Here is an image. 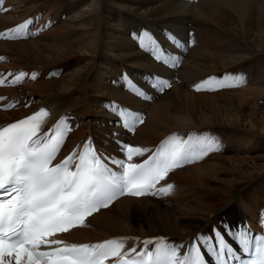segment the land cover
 <instances>
[{"label": "bare ground", "instance_id": "bare-ground-1", "mask_svg": "<svg viewBox=\"0 0 264 264\" xmlns=\"http://www.w3.org/2000/svg\"><path fill=\"white\" fill-rule=\"evenodd\" d=\"M9 1L13 9L0 16V29L41 5H46L48 10L64 8L66 15L36 38L0 41V54L8 57V63L0 64V68L23 61L38 67L60 64L64 68L57 78L26 84L28 92L21 91L18 96L34 101L33 106L16 111L0 110V123L20 117L45 101L51 108L52 117L72 108H77L78 114L88 115L90 120L107 116L102 109H96L95 97H129L107 88L105 60L156 67L136 51L122 27V22L140 19L175 29L185 28L189 23L196 28L198 46L188 51L177 70L178 77L184 81L241 61L248 67L251 65L255 77L245 89L210 95L191 93L181 85H173L146 106L145 121L138 128L134 141L153 144L173 129L204 124L235 125L243 121L254 130L253 139L248 138L252 143L259 141L257 130L264 132V108L252 103L255 96L264 92V0H198L195 3L178 0H28L26 5L19 4L22 0ZM3 90L16 93L13 89L1 88L0 95ZM83 130L69 136L70 146L81 137ZM222 131L227 133L226 129L222 128ZM229 137L232 142L239 140V136L237 139ZM263 140L264 137L257 146H261ZM239 143V148L246 151V141L241 139ZM213 159L175 173L176 178L185 180L187 190L176 200L171 197L163 200L121 197L107 209L91 216L99 229L90 224L76 227L71 231L73 236L87 240L134 233L167 234L170 238L182 239L202 230L210 220L209 214L226 203L236 189L244 187L242 182L252 181L248 197L258 192L264 195V154L263 158L256 159L232 155ZM216 174L222 177H216ZM239 202V208L231 210V217H237L241 210L247 211L243 197Z\"/></svg>", "mask_w": 264, "mask_h": 264}, {"label": "snow or ice", "instance_id": "snow-or-ice-1", "mask_svg": "<svg viewBox=\"0 0 264 264\" xmlns=\"http://www.w3.org/2000/svg\"><path fill=\"white\" fill-rule=\"evenodd\" d=\"M32 23L30 18L0 32V37L11 40L27 36ZM135 38L156 61L177 65L178 57L168 54L151 34L144 32ZM167 39L177 48L187 47L173 34ZM25 75L20 72L11 81L0 79V85L15 84ZM211 83L217 88L239 86L210 77L194 88L214 90L203 87ZM153 87L162 92L171 84L157 79ZM133 90L145 95L135 86ZM110 107L118 115L120 126L129 132L134 133L144 122L138 113L118 109L114 104ZM49 115L42 108L0 127V264H105L110 258H116V264H208L205 253L212 264H264V236H254L247 226L242 230L225 226L224 232L213 228L211 233L198 234L187 253L181 252L182 244H169L163 238L139 241L143 245L139 251L134 247L127 252L123 238L94 244H67L53 239L58 233L83 226L88 217L125 195H169L174 185L157 187L161 181L173 170L219 150L220 144L213 137L190 135L184 139L172 134L155 150L120 142L123 158L113 159L99 153L89 139L54 164L72 128L62 117L45 130ZM146 155V159L136 162V158ZM150 245L155 246L154 250Z\"/></svg>", "mask_w": 264, "mask_h": 264}, {"label": "rangeland", "instance_id": "rangeland-1", "mask_svg": "<svg viewBox=\"0 0 264 264\" xmlns=\"http://www.w3.org/2000/svg\"><path fill=\"white\" fill-rule=\"evenodd\" d=\"M24 62V61H23ZM20 64V63H19ZM29 82H27V83H24L22 86H18V87H13V88H6L5 90H10V89H13L16 93H18V94H13L12 92L11 93H8L7 91H4L3 93H1V95H7V96H9V97H13L14 96V98L16 99L17 98V96L19 95V93H21V91H22V93H27L28 92V89H26L27 87H26V84H28ZM25 85V86H24ZM25 87V88H24ZM24 88V89H23ZM4 89V88H3ZM230 91H232V90H230ZM233 92V91H232ZM205 94H214V93H205ZM19 98H18V100H21V98H23V97H21V96H18ZM33 104H34V101L32 102V104L30 105V106H33ZM90 117H88V115H85V120H90L89 119ZM220 119H221V117H220ZM223 121L222 120H220V123H222ZM237 123V122H236ZM236 123H235V125H227V124H221L223 127V129H226V134L228 135V137L229 136H231V138H236L237 139V137L239 136V140H241V139H243V140H245L246 141V143H245V145H247L246 146V148H245V150L246 151H244V150H242V152L241 151H238V155L236 154V155H234L233 153H231V154H219V155H215V156H212V157H210V158H207L206 160H204L202 163H200V164H195V165H202V164H204V163H206L207 161H209V160H211V159H213L212 161H215L216 159H218V158H223V157H227V156H229V155H232V156H249V157H251L252 159H256V158H259V157H261V158H263V154H264V140H263V143L261 144V146H257V145H259L260 143H261V140H262V138L264 137L263 135H264V132L262 131H259V130H257V134L259 135V136H257L256 138H259V139H257V141H258V143L257 142H251V141H249L248 140V138H250V139H253V134L252 133H254L253 131V128H250L249 127V125L248 124H245V121H243L242 123H240V122H238L237 124H238V126L236 125ZM205 125V124H204ZM229 129H231V130H229ZM229 130V131H228ZM234 130V131H233ZM228 132H232V133H229L228 134ZM224 134V133H223ZM232 134V135H231ZM242 137V138H241ZM239 140H237V141H234L235 142V144H236V148L238 149L239 148V145H240V143H239ZM231 141V140H230ZM234 142H232L233 143V145H234ZM260 142V143H259ZM252 144V145H251ZM258 147V148H257ZM244 151V152H243ZM216 157V158H215ZM254 157V158H253ZM209 159V160H208ZM249 159V158H248ZM206 161V162H205ZM249 161H250V159H249ZM194 165V166H195ZM191 167H193V166H191ZM191 167H189V168H191ZM216 177H222V176H220L219 174H216ZM257 181V178H256V180H253V182L255 183ZM245 182V181H244ZM242 182L241 183V185L242 186H244V187H241L240 189H236L235 191H234V195L232 194L231 195V197L228 199V201L226 202V203H224L223 205L224 206H228L229 205V208L230 209H233L234 208V203L236 202V201H238L239 202V199L241 198V197H243L244 198V201H245V198L246 197H248L249 196V194L251 193V186H253L252 184H250V183H247V182ZM249 186V187H248ZM238 191H241V192H238ZM216 197H217V195H216ZM215 197V203H217L218 201H217V198ZM234 197V198H233ZM233 201V202H232ZM232 202V203H231ZM240 203V202H239ZM219 205H222V204H219ZM222 205V206H223ZM225 209H227V208H225ZM230 212V213H229ZM228 213L231 215L232 214V212L231 211H228Z\"/></svg>", "mask_w": 264, "mask_h": 264}]
</instances>
